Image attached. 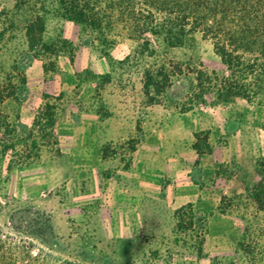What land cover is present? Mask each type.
<instances>
[{
    "label": "rangeland",
    "instance_id": "1",
    "mask_svg": "<svg viewBox=\"0 0 264 264\" xmlns=\"http://www.w3.org/2000/svg\"><path fill=\"white\" fill-rule=\"evenodd\" d=\"M35 2L31 0L29 6L20 10L15 0H0V84L16 78L13 66L28 50L24 24ZM65 21L48 16L46 40L49 43L53 39L67 40L73 45L74 52L64 49L56 56L49 53L44 60L36 61L41 62L42 68L44 63L49 67L55 65V72L48 75L62 76L67 80L68 94L44 98L29 126L21 120V104L27 101L10 100L0 109V235L19 242L21 236L9 229V216L19 207L33 206L53 218L56 232L67 248L55 254L59 259L82 264H264V211L258 208L253 198V189L261 180L259 173L264 164V105L261 99L253 103L238 99L229 104H217L213 94L202 95L201 82L209 79L213 88L215 77H227L229 72L215 54L212 42L201 34L195 35L190 46L165 51L161 40L151 33L136 37L131 30L122 27L104 32H83L74 23L76 42L73 43L63 35ZM83 40H88L89 44L84 45ZM154 50L156 55L151 54ZM79 51L83 59L78 63L79 72L75 69L73 72L69 65H74ZM84 65L86 68L82 69ZM161 66H166L168 72L180 66L183 72L172 77V86L161 94L152 88L147 94L144 90L145 72ZM200 71L207 77L199 81L197 74ZM27 88L29 91L28 83ZM87 90L94 93V110L106 117L111 116L112 107L117 109L124 102H137L141 114L146 112L148 104L166 105L172 115L189 113L197 119L207 118L217 106H222L223 113L215 124L221 130L215 129L213 133L200 131L195 135L199 155L216 149L219 158L225 155L227 160L215 167L214 181L218 183L213 198L209 195L210 203H184L171 208L170 212L169 208L161 206L165 210L161 233L141 231L139 237L130 234L121 238L113 233L117 226L115 222L99 220L100 207L95 198L82 199L84 203L88 202L84 211L92 215L87 214L85 220L75 223L59 215L67 206L59 209L54 205L57 199L61 202L65 197L54 195L52 183L43 186L18 183L11 188V167L36 160L46 163L50 159L41 158L50 155L58 144L53 139L55 125L51 127L49 124L51 119L55 124L63 117L67 103L77 105L80 113L76 112V117L84 116L85 112L89 114L91 105L84 106L78 97ZM29 98L30 91L27 100ZM47 104L55 107L52 118L46 113ZM201 106L208 110L207 113L201 110ZM19 123L26 128L19 130ZM136 132L137 135L144 133L140 124ZM140 143L138 138L118 141L106 144L103 150L108 156L128 161L131 150ZM46 164L45 169L50 171V162ZM115 167L116 164L111 166L110 173H116ZM199 215L204 217V225L196 222ZM179 222L181 226H178ZM33 244V255H36L40 246L36 242Z\"/></svg>",
    "mask_w": 264,
    "mask_h": 264
},
{
    "label": "crops",
    "instance_id": "2",
    "mask_svg": "<svg viewBox=\"0 0 264 264\" xmlns=\"http://www.w3.org/2000/svg\"><path fill=\"white\" fill-rule=\"evenodd\" d=\"M74 27L73 22L65 21L63 35L73 43L76 42ZM81 54L79 51L74 65H69L71 71L79 72ZM26 78L30 98L21 104V120L29 126L42 106L44 96L67 95L69 87L62 76L45 75L39 61L27 70ZM93 95L87 90L78 96L84 106L90 104L92 108L87 107L89 114L84 111V116L76 117V112L80 113L76 104L64 106L63 117L54 126L56 149L50 155L41 156L50 157L46 163L50 162L51 170L45 169V161L38 160L11 167V188L18 183L25 185L29 182L27 186L52 183L54 195L65 197L61 202L56 197L54 205L59 209L67 206L61 213L59 210V215L75 223L85 220L87 214L92 215L84 211L88 202L84 203L82 199L95 198L100 207L99 220L115 222L117 226L113 233L121 238L130 234L139 237L141 231L161 233L165 215L161 206L169 208L170 212L173 207L184 203H210L209 195L213 198L218 183L214 181L215 167L227 160L225 155L219 158L216 149L199 155L195 135L200 131L213 133L215 129L221 130L215 124L223 113L222 106H217L207 118L197 119L189 113L172 115L166 105L148 104L146 112L141 114L137 102H124L117 109L112 107L111 116L106 117L94 110ZM139 124L144 132L141 135L136 132ZM135 138L141 143L131 150L128 161L105 155L103 147L106 144ZM115 164L116 173H110L109 169Z\"/></svg>",
    "mask_w": 264,
    "mask_h": 264
},
{
    "label": "trees",
    "instance_id": "3",
    "mask_svg": "<svg viewBox=\"0 0 264 264\" xmlns=\"http://www.w3.org/2000/svg\"><path fill=\"white\" fill-rule=\"evenodd\" d=\"M15 1L17 9L21 10L29 6L31 0ZM30 13L24 24L28 50L13 66L16 78L0 84V109L10 100L27 101L26 72L36 60H44L49 53L56 56L64 49L74 52L67 40L53 39L50 43L46 40L50 15L79 25L83 32L122 27L131 30L136 37L151 33L161 40L165 51L190 46L195 35L201 34L212 42L215 54L229 72L227 77H215L213 88L209 84L211 80L201 82L202 95L213 94L217 104H229L238 99L253 103L261 99L264 105V0H36ZM88 40H83V44H89ZM151 54L156 55L157 51ZM174 69L168 72L166 66H161L147 70L145 92L148 94L152 88L161 94L171 87L172 77L183 72L180 66ZM43 71L45 75L53 73L55 65L49 67L44 63ZM203 77L207 74L200 71L197 78L200 81ZM46 108L52 118L55 107L47 104ZM54 125L51 119L49 126ZM17 126L19 130L26 128L21 123ZM104 153L106 155V150ZM259 176L261 180L253 189V198L264 211V164ZM196 222L204 225V217L197 216ZM8 224L22 239L15 242L0 235V264H82L55 257L67 248L50 214L33 206L19 207L11 212ZM33 242L40 246L36 255H33Z\"/></svg>",
    "mask_w": 264,
    "mask_h": 264
},
{
    "label": "built area",
    "instance_id": "4",
    "mask_svg": "<svg viewBox=\"0 0 264 264\" xmlns=\"http://www.w3.org/2000/svg\"><path fill=\"white\" fill-rule=\"evenodd\" d=\"M201 110L204 111L205 113H207L208 111L206 108H204V106H201Z\"/></svg>",
    "mask_w": 264,
    "mask_h": 264
}]
</instances>
